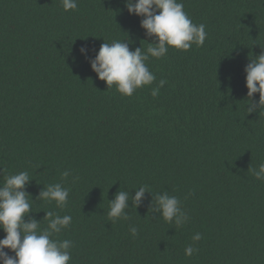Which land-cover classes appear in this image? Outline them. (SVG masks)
<instances>
[{
  "label": "trees",
  "instance_id": "obj_1",
  "mask_svg": "<svg viewBox=\"0 0 264 264\" xmlns=\"http://www.w3.org/2000/svg\"><path fill=\"white\" fill-rule=\"evenodd\" d=\"M0 264H264V0H0Z\"/></svg>",
  "mask_w": 264,
  "mask_h": 264
}]
</instances>
